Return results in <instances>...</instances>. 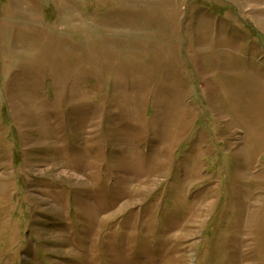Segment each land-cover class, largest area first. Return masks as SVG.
I'll return each mask as SVG.
<instances>
[{"label": "rangeland", "instance_id": "374dc122", "mask_svg": "<svg viewBox=\"0 0 264 264\" xmlns=\"http://www.w3.org/2000/svg\"><path fill=\"white\" fill-rule=\"evenodd\" d=\"M0 264H264V0H0Z\"/></svg>", "mask_w": 264, "mask_h": 264}]
</instances>
